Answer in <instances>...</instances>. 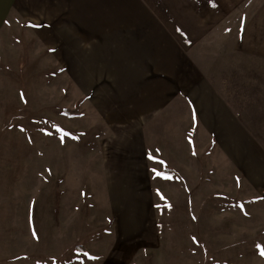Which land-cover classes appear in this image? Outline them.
<instances>
[{
  "label": "rangeland",
  "instance_id": "1",
  "mask_svg": "<svg viewBox=\"0 0 264 264\" xmlns=\"http://www.w3.org/2000/svg\"><path fill=\"white\" fill-rule=\"evenodd\" d=\"M94 1L0 0V248L50 252L52 264H97L95 240L112 226L114 256L121 244L138 250L130 264H264V54L245 57L252 86L221 83L225 102L215 107L241 124L236 146L230 118L213 138L204 129L197 135L195 121L190 139L171 129V143L193 147V160H180L165 143L144 144V121L131 119L138 106L122 104L100 77L106 53L127 42L116 24L120 3L151 11L155 0L82 8ZM256 42L264 50V39ZM137 143L148 155H140L142 217L116 208L93 215L97 198L111 195L110 170L124 171V182L133 177Z\"/></svg>",
  "mask_w": 264,
  "mask_h": 264
},
{
  "label": "crops",
  "instance_id": "2",
  "mask_svg": "<svg viewBox=\"0 0 264 264\" xmlns=\"http://www.w3.org/2000/svg\"><path fill=\"white\" fill-rule=\"evenodd\" d=\"M100 2L102 8L106 6V0H98L82 8L89 11ZM110 2L113 3L112 8L114 2L119 3ZM138 2H128V5L120 3L122 16L118 17L116 24L121 27V41L127 42L121 51L106 53L107 73L100 75L106 77L103 83L112 81L114 90H118L122 97V104L138 106L139 116L131 119L144 121V144L165 143L166 146L162 148L166 153L175 152L177 159L189 162L193 160L192 145L188 142L191 148L188 149L181 142L171 143V129L176 128L177 136H189L188 139L190 135H199L200 130L204 129L213 138L220 133V128L226 131L225 120L230 118L228 126L236 129V133L231 134L235 137L230 145L235 147L236 136L240 140L242 135V126L231 113L227 114L228 118L217 115L215 104L225 102L221 95V83L253 84L242 65L247 66L248 62L252 64L251 60L245 59L246 55L264 54L256 42L264 39V33L259 29V23H264V0H163V3L155 0L151 11L150 8L138 6ZM158 5H161L160 14ZM131 7L139 8L137 14L130 10ZM259 9L263 10L261 15L258 14ZM249 26L255 29L253 33L247 31ZM162 104L166 106L162 107ZM195 121H198L196 133ZM135 145L139 159L133 163L128 161V166L132 164L134 167L133 177H128L124 182V171L110 170L111 195L106 202L104 198H97L92 205L96 210L92 212L93 215L108 213V210L116 208L118 214L131 218L134 215L137 219L142 217L146 197L143 196L144 182L139 172L140 155L143 161L148 155L143 154L139 143ZM147 149L150 151V148H146L145 152ZM112 166L115 167L113 163L108 165L109 168ZM48 198L49 195L43 196L42 201ZM128 200L134 201V209L129 206L133 201ZM26 205L29 211V201ZM60 208H65L63 197ZM119 229L122 231L123 227L119 226ZM109 230L110 234H106L105 238L102 236V239L99 237L95 240V262L130 264V255L138 250L131 252L132 249L126 248L128 253L121 244V250H117L114 256L112 226ZM108 237H111L109 241ZM5 246L0 248V264H52L55 260L51 259L50 252H34L28 246ZM54 252L59 259L61 255L58 250ZM137 259L135 257L134 261Z\"/></svg>",
  "mask_w": 264,
  "mask_h": 264
},
{
  "label": "trees",
  "instance_id": "3",
  "mask_svg": "<svg viewBox=\"0 0 264 264\" xmlns=\"http://www.w3.org/2000/svg\"><path fill=\"white\" fill-rule=\"evenodd\" d=\"M64 113L66 115H69V116H78L79 115L76 111H69V110L64 111Z\"/></svg>",
  "mask_w": 264,
  "mask_h": 264
},
{
  "label": "snow or ice",
  "instance_id": "4",
  "mask_svg": "<svg viewBox=\"0 0 264 264\" xmlns=\"http://www.w3.org/2000/svg\"><path fill=\"white\" fill-rule=\"evenodd\" d=\"M262 254H264V253H262ZM85 255H87V253L85 254ZM90 259H97V257H90Z\"/></svg>",
  "mask_w": 264,
  "mask_h": 264
}]
</instances>
